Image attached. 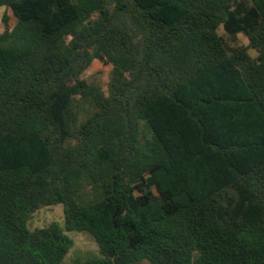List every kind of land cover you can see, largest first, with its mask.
<instances>
[{
  "label": "trees",
  "instance_id": "trees-1",
  "mask_svg": "<svg viewBox=\"0 0 264 264\" xmlns=\"http://www.w3.org/2000/svg\"><path fill=\"white\" fill-rule=\"evenodd\" d=\"M0 8V264H264V0Z\"/></svg>",
  "mask_w": 264,
  "mask_h": 264
},
{
  "label": "rangeland",
  "instance_id": "rangeland-1",
  "mask_svg": "<svg viewBox=\"0 0 264 264\" xmlns=\"http://www.w3.org/2000/svg\"><path fill=\"white\" fill-rule=\"evenodd\" d=\"M7 13L10 17L12 13L5 9L0 8V32L4 30L3 17ZM15 19L11 17L10 25L14 26ZM222 33V31H221ZM240 43L247 44L248 40L244 35L239 36ZM111 66H104L100 62L96 61L89 71L86 73V78L89 80L96 79L104 86L108 84L111 77ZM64 209L62 205L51 206L44 208L33 215V218L29 224L31 229L45 227L52 223H58L62 227L64 226ZM67 234L74 240V247L65 259V264H72L76 259H83L89 256L98 255L99 247L93 236L87 232H67Z\"/></svg>",
  "mask_w": 264,
  "mask_h": 264
}]
</instances>
